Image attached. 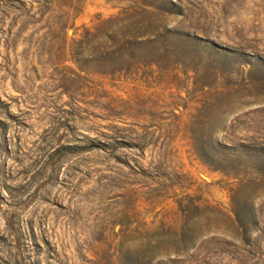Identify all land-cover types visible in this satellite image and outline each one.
<instances>
[{"label": "rangeland", "instance_id": "rangeland-1", "mask_svg": "<svg viewBox=\"0 0 264 264\" xmlns=\"http://www.w3.org/2000/svg\"><path fill=\"white\" fill-rule=\"evenodd\" d=\"M77 2L0 0V264H264V0Z\"/></svg>", "mask_w": 264, "mask_h": 264}, {"label": "trees", "instance_id": "trees-1", "mask_svg": "<svg viewBox=\"0 0 264 264\" xmlns=\"http://www.w3.org/2000/svg\"><path fill=\"white\" fill-rule=\"evenodd\" d=\"M170 3V5L172 6L171 2H168ZM72 4H70L67 0H66V3L63 5V7L61 8V12L63 13L64 11V15H68V14H77L79 12V6L80 4H78L77 0H75V6L72 8L71 6ZM65 9V10H64ZM81 9V7H80ZM108 20H116V18H110ZM88 32V31H87ZM85 35V34H84ZM109 40H112V38H110ZM125 43H129V44H132V43H136V42H141L142 40H140V38H131V37H128L127 40H123ZM76 42V41H75ZM77 43H80L79 41Z\"/></svg>", "mask_w": 264, "mask_h": 264}]
</instances>
